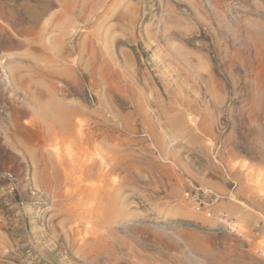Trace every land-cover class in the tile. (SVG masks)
Masks as SVG:
<instances>
[{
    "label": "rangeland",
    "instance_id": "rangeland-1",
    "mask_svg": "<svg viewBox=\"0 0 264 264\" xmlns=\"http://www.w3.org/2000/svg\"><path fill=\"white\" fill-rule=\"evenodd\" d=\"M0 264H264V0H0Z\"/></svg>",
    "mask_w": 264,
    "mask_h": 264
}]
</instances>
